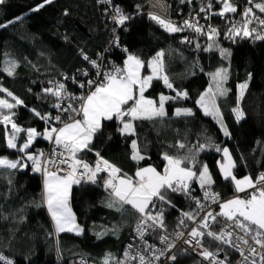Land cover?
<instances>
[{
	"label": "trees",
	"instance_id": "1",
	"mask_svg": "<svg viewBox=\"0 0 264 264\" xmlns=\"http://www.w3.org/2000/svg\"><path fill=\"white\" fill-rule=\"evenodd\" d=\"M165 1L168 17L180 18L177 13L178 8L183 6L180 0ZM42 2L6 0L5 4L0 5V23L17 16L23 17L7 28H0V87L8 89L24 102L13 110L16 112L15 122L21 127H34L38 131H43L46 125L34 115L32 109L41 114L51 113L52 104L56 102L55 97L45 95L42 90L54 87V81L64 76H75L82 81L78 73L87 71L93 75L94 69L83 59L82 53L92 56L106 46L111 48L114 38L111 19L99 0H53L39 11H31ZM148 2L112 0L132 19L118 31L120 47L112 52L111 59L123 64L126 54L120 48L125 47L145 61L163 50L165 71L170 81L177 90H186L189 96L183 100L168 101L165 104L168 115L164 118L135 121V136L121 135L117 131L120 127L118 121H105L102 134L93 141V151L81 153L82 158L92 164L96 159L95 152L99 151L123 172L133 175L138 166L130 159L133 139L138 141L142 153L147 157L139 166L151 164L158 170H162L165 163L162 159L164 152L183 156L188 154V148L211 142L229 149L236 162L234 172L238 178L251 175L255 179L264 169V41L237 37L233 42L225 38L227 27L220 25V35L216 39L221 47L230 49L232 53L230 60L225 61L216 51L205 52L195 48L196 43L202 48L209 43L206 36H198L193 31L169 33L150 20V10L145 9ZM232 2L238 11L226 15L242 18L241 13L249 6L248 0ZM137 5L140 6L139 10ZM221 8L220 2L214 3L211 12H219ZM254 11L257 16L264 17L259 10ZM216 17L213 15V18ZM184 37H189L192 43H183ZM10 62L17 65L12 76L5 71L6 63ZM221 65H230V78L226 84L230 91L226 97L217 99L230 137L224 136L216 121L205 116L195 103L211 82L208 73ZM149 72V69H144L145 75ZM244 81H248V89L239 106L245 115L237 122L232 108L237 106V85ZM70 89L77 95L82 92L72 85ZM161 93L175 96V92L160 80H154L145 95L158 100ZM0 99L14 102L5 92H0ZM177 107L191 108L194 115L176 117L174 112ZM178 142L185 143L186 148L179 149ZM47 143L38 138L30 151L36 152ZM0 156L10 159L21 156L16 150L6 147L3 125H0ZM221 159L222 153L216 152L214 147L205 149L198 156L200 164H208L216 180L213 187L225 199L232 196L234 191L232 184L219 173L218 161ZM193 189L196 195L200 191L196 183H193ZM41 197L39 175L30 174L28 168L0 169V252L10 256L15 264H62L61 261L67 262L76 255L102 264L109 252L120 258L136 215L130 208L121 214L115 208L106 206L109 194L102 189V179H98L96 184L82 182L72 187L70 203L77 223L84 228L82 235L54 234L45 207L37 206L41 204ZM171 199L177 207L172 209L166 206L165 222L168 227L177 223L181 211L192 210L191 202L184 196L173 195ZM105 229L109 230V234L98 238L97 233ZM112 229H118L115 235ZM204 243L212 249L217 246L210 238H205ZM57 247L60 249L59 256ZM221 247H225L226 251L231 250L223 245ZM177 255L179 264H197L195 257L189 253L181 255L178 252Z\"/></svg>",
	"mask_w": 264,
	"mask_h": 264
},
{
	"label": "snow or ice",
	"instance_id": "2",
	"mask_svg": "<svg viewBox=\"0 0 264 264\" xmlns=\"http://www.w3.org/2000/svg\"><path fill=\"white\" fill-rule=\"evenodd\" d=\"M52 2L53 0H43L31 11L37 12ZM99 2L112 6L111 19L114 25L123 28L126 22L132 19L121 7L113 5L112 0ZM5 3L6 0H0V5ZM180 3H191V0H180ZM220 3L222 8L219 12H211V0L202 3L199 11L206 14V19H210L211 15L226 17L227 13H237V6L232 0H220ZM248 4L241 13V21L229 22L224 34L226 39L235 42L239 37L264 41V17L257 16L254 11L259 10L264 14V0H248ZM139 8L137 5L138 10ZM148 17L169 33L190 29L198 36L206 35L209 43L203 48L196 43L195 48L205 52L216 51L223 60H230L231 50L221 47L218 43L216 38L220 31L216 27L208 25L205 29L195 17L184 19L180 23L152 12L148 13ZM22 19L23 17L17 16L6 23H0V28H7L9 24ZM253 24L256 26H252ZM113 32L115 33V28ZM182 42L192 43L189 37H184ZM112 43L120 47L119 36L114 35ZM122 51L126 54L122 66L113 63L107 70L96 60L82 53L83 59L96 69V78L83 82L72 78L73 82L78 83L79 88L84 90L79 95L69 92L61 82L42 90L45 95L56 98L52 107L57 110V114L52 115L41 114L32 109L34 115L44 121L46 126L43 131L34 127L24 128L15 122L16 112L13 110L24 102L8 89L0 87V92L7 93L14 101L0 99V125L4 126L6 147L21 154L16 159L0 156V169H27L30 162L31 171L41 174L43 191L41 204L37 206L46 207L56 235L84 233V228L77 223L71 207L72 187L82 182L96 184L98 179H103V187L109 194L106 206L115 208L121 214L130 208L136 215L133 232L134 240L138 243H129L123 251L122 259L111 252L106 253L102 264H163L162 258H166L170 264H179L177 253L172 251L179 240L188 245V248L178 250L181 255L191 251L208 264H231L229 252L221 245L239 254L240 259L235 264H264V172L255 179L251 175L238 178L234 172L236 162L227 147L221 148L209 142L188 148V154L183 156L164 152L162 159L165 163L162 170H158L151 164L139 166L147 157L142 153L138 141L133 139L130 159L138 165L133 175L123 172L121 168L105 159L99 151L95 152L97 159L94 165L82 158L81 153L93 151V141L102 134L105 121H118L120 127L117 131L121 135L135 136V121L164 118L168 115L165 110L168 101L183 100L189 96L186 90H177L170 81L165 71L163 50L147 61L126 47ZM15 67V62L6 63L5 71L9 76L14 74ZM145 68L150 70L147 75L144 74ZM82 74L85 77L89 75L87 71ZM208 75L211 82L208 88L199 94L195 103L205 116L212 117L220 125L224 136L230 137L231 133L224 124V117L217 102L218 97H226L230 91L226 87L230 78V65H221ZM154 80L162 81L165 87L175 92V96L161 93L158 100L146 96L145 93L152 87ZM237 88V106L232 108V112L239 122L245 115L239 102L243 100L248 89V81L239 83ZM174 115L191 117L194 112L191 108L177 107ZM38 138L49 143L50 149L47 153L42 150L30 151ZM177 147L185 149L186 145L178 142ZM213 147L216 152L222 153V161H218L221 177L233 186L234 195L227 200H222L221 194L213 191L216 180L208 164H200L198 160L200 152ZM101 173H106V177H100ZM193 183L202 190V197L193 194ZM173 195L187 198L191 202L192 210L179 213L177 228L180 230L169 234L165 212L166 206L172 209L177 207L171 199ZM202 201L216 204L219 211L208 210L210 205ZM188 221L193 222L194 226H189ZM213 225L218 227L214 228ZM117 231L118 229L111 230L113 235ZM106 234H109L108 229L97 233V237ZM149 237L157 240L162 247L150 243ZM205 238L216 242V248L205 246ZM221 252H224L222 259L219 256ZM57 254H60L59 247ZM0 264H14V261L0 252ZM80 264H87L83 257ZM197 264H201V261H197Z\"/></svg>",
	"mask_w": 264,
	"mask_h": 264
},
{
	"label": "built area",
	"instance_id": "3",
	"mask_svg": "<svg viewBox=\"0 0 264 264\" xmlns=\"http://www.w3.org/2000/svg\"><path fill=\"white\" fill-rule=\"evenodd\" d=\"M206 2H207V0H198V1H196V2L194 3V1L191 0V3H180L181 5L188 7V8H186V7L184 8L183 6H181V7L178 8L177 13H178V15L180 16V18L175 19V18H170V17H168V16H165V17L170 18L171 20H173V21H175V22H177V23L182 22L184 19H189V18H191V17H195V18L199 21V23H200L201 25H204V26H205V29H207V26H208V25H211V26H213V27H216L218 30L220 29V25H223L224 27H227V28H228V26H229V22H230V21H241V20H242V18L237 17V16H233V15H226V17H220V16H218V15H215V16H217L216 19L213 18V15H211V18H210V19H206V18H205V15H206V14H205L204 12H200V11H199V9H200L202 3H206ZM219 2H220V0H211L212 5H213L214 3H219ZM100 4H101V3H100ZM102 5L104 6L105 9H107V11L105 10V12L109 15V17H110V19H111V15H112V6H111V5H105V4H102ZM113 5H114V4H113ZM150 12H152V13H156V12H153V11H150ZM156 14H158V13H156ZM159 15H160V14H159ZM161 16H162V15H161ZM111 23H112V25H113V29L115 28V33H114L113 30H112V35H113V37H114V35H117L118 31H119L120 29H122V28L119 27V26L114 25L112 19H111ZM252 26H255V25H252ZM185 31H186V32H189V31L191 32L192 30L189 29V30H185ZM186 35H187V34H186ZM203 36H206V35H203ZM117 48H118V47H116L114 44H112L111 48H109V47L106 46V47L104 48V52H103V53H95L94 55L89 56V57L92 58V59H94V60H96V61H97L99 64H101L102 67H103L104 69H106V70L109 69L113 63L116 64V65H120V66H122V64L116 63L115 61H113V59H111V54H112V52H113L115 49H117ZM120 49H123V48H120ZM92 68H93V67H92ZM93 69H94V68H93ZM95 72H96V69H94V73H93V75L89 73V75H88L87 77L83 76V74H82L83 71L80 72V73H78V77H81V78L83 79L82 81L79 80L78 78H76L75 76H69V77H68V76H64L63 79H58V80L54 81V86H55V84H56L57 82L64 83V84L66 85V87H67V89H68L69 92H71V93H73V94H76V92H74L73 90L70 89L71 85L74 86V87H76V88L79 89L80 91H84V90H83V89H80L79 86H78V83H74L72 78H76L78 81H81V82H83V81H85V80H87V79H95V78H96V77H95ZM65 77H67L68 79H65ZM76 95H77V94H76ZM51 114H52V115H56V114H57V110L53 108V111L51 112ZM49 149H50V145H49V143H47L46 146H44V147H42V148H40V149H38V150H36V151H41V150H42V151H44L45 153H47V152L49 151ZM96 159H97V158H96ZM96 159H95V161L92 163V165L95 164ZM28 163H29L28 172H29L30 174H37V175H39V176L42 178V176H41L40 173H35V172L31 171L30 162H28ZM261 172H264V169H263ZM261 172H260V173H261ZM260 173H259V174H260ZM259 174H258V175H259ZM106 175H107L106 173H101V174H100V177H106ZM258 175H257V176H258ZM85 183H86V182H85ZM87 183L92 184V183H90V182H87ZM102 189L105 190V188L103 187V179H102ZM105 191H106V190H105ZM213 191L218 192V191L215 190L214 187H213ZM106 192H107V191H106ZM107 193H108V192H107ZM218 193H219V192H218ZM193 194L196 195L195 192H193ZM202 195H203L202 190H200L199 193H198L196 196H201V197H202ZM221 199H222V200H225L222 196H221ZM202 202L205 203L206 205H210V208H209L208 210H215V211L218 212V209H219V208H218V206H217L216 204H211L210 201H202ZM202 214H203V213H201V215H202ZM177 222H178V221H177ZM188 224H189V226H194V225H193V222H191V221H188ZM134 227H135V224L133 225V227H132V229H131V233H130L128 239H127L126 242H125V245H124L123 251H124V249L126 248V246H127L129 243H138L137 241L134 240V232H133ZM177 230H180V229L177 228V223H176L173 227H168V233H169V234H172V233H174V232L177 231ZM170 238H171V236H170ZM149 242H150V243H155V244H157L158 247H162V245H160L159 242H158L157 240H154V239H152L151 237H149ZM205 246H206V245H205ZM185 248H188V245H185V244L183 243V240H179V241L176 242V248L173 249L172 251L175 252V253H178V250H179V249H185ZM123 251H122V254H121V256H120L121 259L123 258ZM228 252H229V259H230V261H231V264H235V262H236L237 260L240 259L239 254L236 253L234 250H229ZM188 253H189L190 255H192V256L195 257L196 262H197V261H201V264H208L207 261H202L201 257H199L196 253L191 252V251H189ZM4 255H6V254H4ZM6 256H8V255H6ZM219 256H220V258L222 259V258L224 257V252H221V253L219 254ZM8 257L11 258L10 256H8ZM81 257H83V258L86 260L87 264H97L96 262H94V261H92V260H89V259H87L86 257H84V256H80V255H76V256L71 257L70 259H68L67 262H63V261H61V263H62V264H80V259H81ZM11 259H12V258H11ZM12 260H13V259H12ZM13 261H14V260H13ZM162 261H163V264H170V262L167 261L166 258H162ZM14 264H15V262H14Z\"/></svg>",
	"mask_w": 264,
	"mask_h": 264
},
{
	"label": "rangeland",
	"instance_id": "4",
	"mask_svg": "<svg viewBox=\"0 0 264 264\" xmlns=\"http://www.w3.org/2000/svg\"><path fill=\"white\" fill-rule=\"evenodd\" d=\"M150 11L156 12L162 16H168L167 3L165 0H149L147 6ZM150 73V72H149ZM217 123V122H216ZM218 124V123H217ZM219 128L220 125L218 124ZM221 129V128H220ZM223 132V131H222ZM74 234V233H71ZM76 235V234H75Z\"/></svg>",
	"mask_w": 264,
	"mask_h": 264
},
{
	"label": "crops",
	"instance_id": "5",
	"mask_svg": "<svg viewBox=\"0 0 264 264\" xmlns=\"http://www.w3.org/2000/svg\"><path fill=\"white\" fill-rule=\"evenodd\" d=\"M148 4V3H147ZM147 4L145 5V9H147V10H149L146 6H147ZM168 7V6H167ZM167 12H168V9H167ZM147 74H149V73H147ZM146 74V75H147ZM221 161H222V159H221ZM219 168V167H218ZM41 184H42V178H41ZM42 191H43V185H42ZM234 195V194H233ZM233 196H230V197H228V198H225V200H227V199H230V198H232ZM45 209H46V207H45ZM218 211H219V209H218ZM46 212H47V209H46ZM47 214H48V212H47ZM48 216H49V218H50V220H51V217H50V215L48 214ZM51 224H52V227H53V231H54V225H53V222H52V220H51ZM54 234H55V231H54Z\"/></svg>",
	"mask_w": 264,
	"mask_h": 264
},
{
	"label": "bare ground",
	"instance_id": "6",
	"mask_svg": "<svg viewBox=\"0 0 264 264\" xmlns=\"http://www.w3.org/2000/svg\"><path fill=\"white\" fill-rule=\"evenodd\" d=\"M104 52V50L103 51H97L96 53H103Z\"/></svg>",
	"mask_w": 264,
	"mask_h": 264
}]
</instances>
